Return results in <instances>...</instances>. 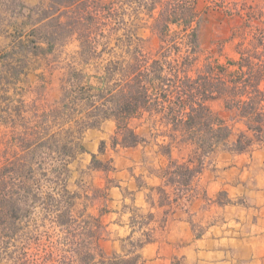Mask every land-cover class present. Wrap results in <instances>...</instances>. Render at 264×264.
<instances>
[{
    "label": "trees",
    "instance_id": "trees-1",
    "mask_svg": "<svg viewBox=\"0 0 264 264\" xmlns=\"http://www.w3.org/2000/svg\"><path fill=\"white\" fill-rule=\"evenodd\" d=\"M211 1L241 17L233 33L237 56L223 62L205 56L198 0H39L24 6L27 21L15 26L12 51L5 54L18 66L9 68L17 74L32 58L49 72L63 69L61 95L40 114L34 100L31 115L20 98L0 110V123L25 150L42 140L47 150L57 142L59 152L0 154V264H137V254L106 253L104 225L88 211L93 196L69 188V165L73 152L83 150L84 131L107 119L115 122L113 146L156 145L168 156L166 183L179 187L193 182L212 152H246L264 141V0ZM140 29L157 36L154 50ZM72 42L75 54L62 56ZM214 101L225 114L213 109ZM56 123L72 126L51 133ZM104 147L101 141L99 151ZM172 152L189 153L179 160ZM90 167L109 166L92 155ZM126 239L134 251L150 237Z\"/></svg>",
    "mask_w": 264,
    "mask_h": 264
},
{
    "label": "crops",
    "instance_id": "crops-1",
    "mask_svg": "<svg viewBox=\"0 0 264 264\" xmlns=\"http://www.w3.org/2000/svg\"><path fill=\"white\" fill-rule=\"evenodd\" d=\"M5 35L0 42L13 46ZM114 131L112 119L86 129L69 165L74 189L93 196L88 211L104 225L108 255L137 254V264H264V141L246 152H212L179 187L166 183L168 156L156 145L113 146ZM92 155L109 167L91 168ZM128 236L150 239L129 251Z\"/></svg>",
    "mask_w": 264,
    "mask_h": 264
},
{
    "label": "rangeland",
    "instance_id": "rangeland-1",
    "mask_svg": "<svg viewBox=\"0 0 264 264\" xmlns=\"http://www.w3.org/2000/svg\"><path fill=\"white\" fill-rule=\"evenodd\" d=\"M0 33L6 34L5 37L9 41L13 40V34L15 32V26L21 24L23 21H27L26 15L28 9L24 6L39 5V0H0ZM108 1V0H103ZM249 2L256 0H248ZM23 6H22V5ZM198 10L201 12L202 24L200 28V41L203 46L205 56H211L212 58H219L220 61H225L226 58H235L237 56L235 51V43L238 40L233 36V33L241 24V17L237 14H229L226 8L217 6L211 0H198ZM36 15L33 14V17ZM139 34L147 38L146 46L149 50H154L158 45L157 36H152L148 29H140ZM11 38V40H10ZM4 39L3 41H5ZM7 43V42H6ZM0 42V77L4 79L0 80V110L8 106H15L20 98H24L27 106L23 107L26 115H31L34 112V108L31 106L32 102L36 100L39 110L35 111L38 114L45 108L47 104H52L61 95V73L63 69L57 68L52 72H49L46 63L42 60L30 59L29 67H25L14 74V71L9 68L16 65V61L9 55L5 57L6 53L12 51L11 44L3 45ZM77 50L76 42L68 44L64 48V54L69 56L74 55ZM83 69L86 72H92L91 65H85ZM16 75V77H14ZM8 82H5V79ZM213 109L221 111L225 114L221 107V103L214 101L211 103ZM25 115V116H26ZM9 122V121H8ZM72 126L70 123L61 126L59 124H53L51 127V133H59L61 130ZM56 137H58L56 135ZM42 140L35 142L33 150H25L22 145L18 143L17 136L13 133L11 127L0 123V154L7 152L10 157L13 158L15 154L22 152H51L52 156H56L59 152L58 143L53 142L51 150H47L40 146ZM264 143V142H263ZM262 143V144H263ZM259 147V146H256ZM215 152H232L225 149H218ZM78 154V152H73ZM75 155V157H76ZM3 161H0V166ZM46 166V165H44ZM33 168L40 171L38 163L33 164ZM78 180V179H77ZM75 182L73 178L69 179V188L74 189ZM76 186H79L77 182ZM81 204H79V207ZM41 231V230H40ZM43 233V231H41ZM42 240V239H41ZM45 240V237H43ZM111 255V254H110Z\"/></svg>",
    "mask_w": 264,
    "mask_h": 264
}]
</instances>
